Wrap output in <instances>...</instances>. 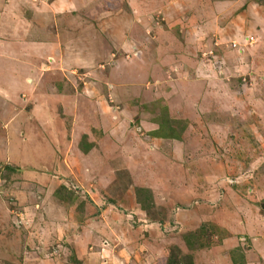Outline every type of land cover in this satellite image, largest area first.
<instances>
[{
	"label": "rangeland",
	"instance_id": "obj_1",
	"mask_svg": "<svg viewBox=\"0 0 264 264\" xmlns=\"http://www.w3.org/2000/svg\"><path fill=\"white\" fill-rule=\"evenodd\" d=\"M84 1L0 105V264H264V0Z\"/></svg>",
	"mask_w": 264,
	"mask_h": 264
},
{
	"label": "crops",
	"instance_id": "obj_2",
	"mask_svg": "<svg viewBox=\"0 0 264 264\" xmlns=\"http://www.w3.org/2000/svg\"><path fill=\"white\" fill-rule=\"evenodd\" d=\"M15 3H18L17 0H0V59L8 63L7 67L0 68V105L9 102L5 106L7 109L14 105L15 100L17 103L19 93L24 96L25 92L26 96L32 94L29 88L35 89L33 81L39 79L37 78L39 72L37 73L35 68L38 62L36 54L39 49L35 48L43 45L42 50L44 51L43 48L47 46L49 39L51 42L56 36H59L56 41L64 39L59 29L60 32H56L62 20L68 21V19L76 18L77 13L80 14L94 7L92 2L84 0H40L38 2L24 0L23 5L19 4L23 8L14 5ZM22 9L23 12L20 13ZM20 14L24 15L23 20L20 19ZM7 19L9 20L5 23ZM48 24L53 26L50 30L47 28ZM7 28L8 33H4ZM46 31L49 34L43 33L42 35V32ZM66 55L64 54V59ZM42 58L49 65L50 54L43 53ZM62 58L63 55L61 57L59 55V59ZM18 82L29 84L18 88L13 87ZM11 121L8 119L7 123Z\"/></svg>",
	"mask_w": 264,
	"mask_h": 264
},
{
	"label": "trees",
	"instance_id": "obj_3",
	"mask_svg": "<svg viewBox=\"0 0 264 264\" xmlns=\"http://www.w3.org/2000/svg\"><path fill=\"white\" fill-rule=\"evenodd\" d=\"M184 259H187V260H188V258H186V257H184ZM169 263H170V259H169ZM175 263H176V261H175ZM172 264H173V263H172ZM188 264H193V262H191V260L189 259Z\"/></svg>",
	"mask_w": 264,
	"mask_h": 264
}]
</instances>
